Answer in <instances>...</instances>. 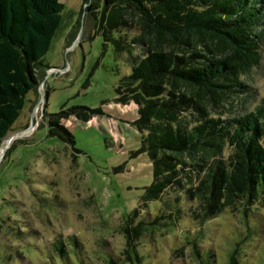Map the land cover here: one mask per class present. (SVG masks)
I'll return each instance as SVG.
<instances>
[{
	"label": "trees",
	"instance_id": "trees-1",
	"mask_svg": "<svg viewBox=\"0 0 264 264\" xmlns=\"http://www.w3.org/2000/svg\"><path fill=\"white\" fill-rule=\"evenodd\" d=\"M101 1L88 12L103 50L110 45L114 59L126 56L130 65L115 93L136 106L133 126L152 166L141 204L168 203L148 221L135 223L137 210L129 215L121 253L128 260L141 237L174 226L185 211L202 226L264 198V98L252 111L225 116L245 89L240 78L259 64L264 0ZM63 10L59 0H0V145L44 77ZM98 114L85 107L44 113L47 136L74 150L63 121L85 123ZM52 245L66 256L59 239Z\"/></svg>",
	"mask_w": 264,
	"mask_h": 264
},
{
	"label": "rangeland",
	"instance_id": "rangeland-1",
	"mask_svg": "<svg viewBox=\"0 0 264 264\" xmlns=\"http://www.w3.org/2000/svg\"><path fill=\"white\" fill-rule=\"evenodd\" d=\"M59 1L64 10L43 58L44 77L0 145V264H264V198L202 226L185 211L174 226L141 237L128 260L121 255L129 215L137 210L134 222L148 221L168 203L141 204L152 166L133 126L136 106L115 93L130 65L126 56L115 60L110 45L103 50L88 12L102 1ZM260 53L226 117L252 111L264 98V46ZM76 107L100 110L85 123L63 121L78 153L47 136L44 115ZM55 239L65 257L54 252Z\"/></svg>",
	"mask_w": 264,
	"mask_h": 264
}]
</instances>
